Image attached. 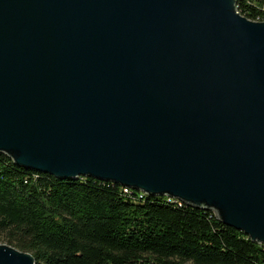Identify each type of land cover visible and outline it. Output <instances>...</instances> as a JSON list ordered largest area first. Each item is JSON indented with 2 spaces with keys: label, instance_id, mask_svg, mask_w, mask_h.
<instances>
[{
  "label": "water",
  "instance_id": "95a60500",
  "mask_svg": "<svg viewBox=\"0 0 264 264\" xmlns=\"http://www.w3.org/2000/svg\"><path fill=\"white\" fill-rule=\"evenodd\" d=\"M242 0H0V153L210 211L264 244V22ZM0 264H35L0 244Z\"/></svg>",
  "mask_w": 264,
  "mask_h": 264
},
{
  "label": "trees",
  "instance_id": "16d2710c",
  "mask_svg": "<svg viewBox=\"0 0 264 264\" xmlns=\"http://www.w3.org/2000/svg\"><path fill=\"white\" fill-rule=\"evenodd\" d=\"M237 12L264 22V0ZM91 178L61 181L0 153V244L35 264H264V244L166 197Z\"/></svg>",
  "mask_w": 264,
  "mask_h": 264
},
{
  "label": "built area",
  "instance_id": "2783aa9c",
  "mask_svg": "<svg viewBox=\"0 0 264 264\" xmlns=\"http://www.w3.org/2000/svg\"><path fill=\"white\" fill-rule=\"evenodd\" d=\"M255 22H259V21H255ZM122 191H123V193L128 194V195H131L132 194V191L129 190V189H122ZM139 197L141 198V197H143V195L140 194Z\"/></svg>",
  "mask_w": 264,
  "mask_h": 264
}]
</instances>
